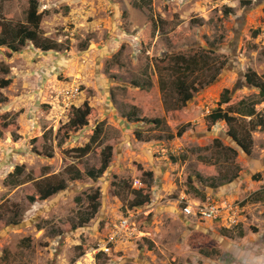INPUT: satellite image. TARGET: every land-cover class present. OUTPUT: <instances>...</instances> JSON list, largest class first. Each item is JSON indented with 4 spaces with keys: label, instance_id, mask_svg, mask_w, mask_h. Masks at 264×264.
<instances>
[{
    "label": "rangeland",
    "instance_id": "374dc122",
    "mask_svg": "<svg viewBox=\"0 0 264 264\" xmlns=\"http://www.w3.org/2000/svg\"><path fill=\"white\" fill-rule=\"evenodd\" d=\"M30 1L0 0V20L26 24ZM37 1L41 36L64 47H0V64L10 70L0 78L12 79L0 89V264H207L205 256L221 264H264L263 206L246 208L235 228L183 214L186 202L219 200L209 193L230 191L225 185L238 174L251 178L256 161L264 168V127L253 132L249 156L224 122L207 119L226 88L233 108L241 100L256 103L264 116V99L245 78L249 70L264 78V0ZM178 56L195 60L196 69L180 70ZM178 76L199 88L184 109L174 89ZM85 102L92 108L89 125L64 138L59 131L71 108ZM134 107L143 120L128 119ZM198 109L203 113L191 120ZM154 118L162 125L147 121ZM188 122L182 137H169ZM98 125L103 134L93 152L82 159L68 153L86 145ZM137 131L153 139L141 141ZM108 145L111 164L99 179L70 180L48 200L30 199L45 179L68 178L71 166L99 167ZM45 149L53 156L36 151ZM136 179L151 197L141 207L130 205ZM242 188L241 201L251 186ZM97 190L99 211L79 226ZM131 214L146 235L93 262L91 249ZM232 242L250 251L227 247Z\"/></svg>",
    "mask_w": 264,
    "mask_h": 264
},
{
    "label": "trees",
    "instance_id": "16d2710c",
    "mask_svg": "<svg viewBox=\"0 0 264 264\" xmlns=\"http://www.w3.org/2000/svg\"><path fill=\"white\" fill-rule=\"evenodd\" d=\"M242 3L251 4V0H244ZM39 2L37 0H31L28 13H27V23L13 26L11 23L0 20V47H7L11 52H19L24 47L32 42L37 48L42 51H61L63 45L60 42L54 41L49 38H43L41 36V24L44 18V13L40 12ZM230 10L226 11L228 14ZM259 30L256 31V34ZM177 60L181 61L180 70L192 72L194 65H197L195 60L191 62L190 59H186L183 56H178ZM8 66L0 64V73L8 75ZM246 83L249 86L259 89L260 96L264 99V78L258 75L255 71L249 70L246 75ZM213 81V80H212ZM11 78H0V89L7 88L11 85ZM174 89L178 95V100L180 102L181 108H186L188 103L194 98L195 94L199 91L198 86L195 83L189 82L186 78L178 76L174 81ZM231 91L230 89H224L221 94L219 104L217 108H214L208 115L207 119L212 125L220 122H224V126L227 128L226 133L235 141V143L245 152L247 155H251L254 146L253 132L257 130L260 126L264 127V116L261 115L256 109V103L245 104L244 100H241L238 104V108H233L231 103ZM225 106V107H224ZM139 110L134 107L128 114V119L132 122H137L143 120L138 116ZM203 113L202 109H198L197 112L191 115V120L197 119ZM92 114V108L88 102H85L80 107L71 108V117L67 124L60 128L59 134L63 135L64 138H69L71 133H76L89 125L90 117ZM249 118V120H247ZM148 122L155 123L156 126H161L163 120L160 118L148 119ZM248 124H244L246 122ZM43 129L49 130L50 123L48 121H43ZM188 124L183 125L176 133V135H170V138L182 137L186 132ZM8 124L5 123L3 127H7ZM103 134V128L98 125L89 140V142L81 147L73 148L68 150L76 159H82L94 151L95 146L101 143V138ZM46 134L44 135V137ZM136 136L141 141H150L153 138H145L141 132H136ZM38 139V138H36ZM39 154H45L52 157V152L45 150H36ZM232 151L235 153L236 150ZM101 164L99 167H92L85 172L71 166L68 170V178H51L45 179L42 183L37 184V195L31 196L30 199L33 202L37 200L45 201L49 198L57 195L61 191H64L68 187V182L81 180L85 176L91 179H99L107 171L111 164L113 156V146L108 145L102 150L101 153ZM22 167H17V171H20ZM236 177V176H235ZM261 177V176H260ZM260 179V178H259ZM257 181H259L257 179ZM148 186H143L139 190L134 191V198L131 200L130 205L132 207H141L147 205L151 202V197L147 193ZM100 191H95L94 194L89 195V200H91L90 210L87 211L82 217L79 218V226H84L88 224L98 213L100 208ZM262 195V193H261ZM252 197V196H251ZM258 201L257 196L253 197ZM264 199V197H263ZM245 203L247 201L245 200ZM15 223V222H14ZM104 256V255H100Z\"/></svg>",
    "mask_w": 264,
    "mask_h": 264
},
{
    "label": "built area",
    "instance_id": "2783aa9c",
    "mask_svg": "<svg viewBox=\"0 0 264 264\" xmlns=\"http://www.w3.org/2000/svg\"><path fill=\"white\" fill-rule=\"evenodd\" d=\"M134 186L140 189L143 187V183L141 180L136 179ZM241 212V202H229L227 200H207L195 204L186 202L183 208V214L187 217L204 221H220L229 228L239 224ZM145 235L139 230L132 214L121 217L111 225L108 234L91 249L90 255L93 262H96L100 254L111 255L118 245H126L134 240L142 239Z\"/></svg>",
    "mask_w": 264,
    "mask_h": 264
},
{
    "label": "crops",
    "instance_id": "0c3cea01",
    "mask_svg": "<svg viewBox=\"0 0 264 264\" xmlns=\"http://www.w3.org/2000/svg\"><path fill=\"white\" fill-rule=\"evenodd\" d=\"M239 147V146H238ZM234 148L236 149V151H239L238 150V148L236 147V146H234ZM240 148V147H239ZM241 149V148H240ZM245 153V152H244ZM261 161V160H260ZM256 164L255 165H253V173L251 174V178H249V177H245V178H243L242 177V174H238V176H236L234 179V181L232 180V182L231 183H228V185H225L226 187L225 188H230V191H227V192H224L223 193V190H222V188H219V192L218 193H209V195H214V196H216V197H220V199L219 200H227V201H231V202H233V201H238V202H241V204H243L244 202H245V200H246V198H249V197H251L252 196V199H251V201L252 202H254V203H252V204H250L249 203V201H248V205H246L247 207H244L243 209H242V212H241V215H240V217L242 216V213L244 212V210L247 208V209H249V208H251V207H255V208H258V207H264V199H263V197H264V175L263 176H258L259 175V173L260 172H262V171H264L263 169V167L260 165V162L259 161H256L255 162ZM259 177H260V179H259ZM257 179L259 180V181H257ZM244 183H246L248 186H251V189H249L248 191H250V193H249V195L245 198V199H243L242 201L241 200H239V195L237 194V192H239L238 190H242L243 188H242V186L244 185ZM235 184H237L238 185V187L237 188H235V189H231V186H234L235 187ZM239 185H241V186H239ZM233 187V188H234ZM233 191H235L236 193H235V195H234V197H233V195H232V192ZM247 191V192H248ZM261 193H262V195H261ZM231 196H232V199H231ZM254 196H257V198H258V201L256 200V199H254L253 197ZM256 202V203H255ZM198 203H200V202H198ZM243 207V206H242ZM239 217V218H240ZM253 217H255V215L253 216ZM248 219V218H247ZM256 219V218H255ZM253 221V220H252ZM259 229V228H258ZM260 231V229L257 231V232H259ZM233 244H230V246H227V247H229V248H231V249H233V248H237L238 250H242V251H250L249 249L248 250H245V249H242V247H240V245H237V244H235V242H232ZM213 247H217V246H213ZM253 257V256H252ZM248 258H249V255H248ZM205 259H206V261L207 262H209V263H207V264H221L222 262H218L217 263V260H213V259H210V258H208V257H206L205 256ZM261 262H259V264H260Z\"/></svg>",
    "mask_w": 264,
    "mask_h": 264
},
{
    "label": "clouds",
    "instance_id": "9594fccd",
    "mask_svg": "<svg viewBox=\"0 0 264 264\" xmlns=\"http://www.w3.org/2000/svg\"><path fill=\"white\" fill-rule=\"evenodd\" d=\"M223 226H224V225H223ZM237 226H238V225H237ZM224 227H226V226H224ZM235 227H236V226H235ZM235 227H233V228H235ZM228 228H229V227H228ZM100 255H101V254H100ZM100 255H99V256H100ZM102 255H104V254H102ZM99 256H98V257H99Z\"/></svg>",
    "mask_w": 264,
    "mask_h": 264
},
{
    "label": "bare ground",
    "instance_id": "6f19581e",
    "mask_svg": "<svg viewBox=\"0 0 264 264\" xmlns=\"http://www.w3.org/2000/svg\"><path fill=\"white\" fill-rule=\"evenodd\" d=\"M90 255V254H89Z\"/></svg>",
    "mask_w": 264,
    "mask_h": 264
}]
</instances>
